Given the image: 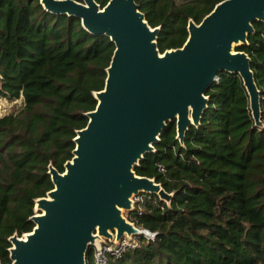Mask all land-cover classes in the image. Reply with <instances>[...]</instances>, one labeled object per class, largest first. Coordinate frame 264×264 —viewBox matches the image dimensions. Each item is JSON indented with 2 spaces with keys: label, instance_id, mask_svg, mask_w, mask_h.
Wrapping results in <instances>:
<instances>
[{
  "label": "trees",
  "instance_id": "trees-1",
  "mask_svg": "<svg viewBox=\"0 0 264 264\" xmlns=\"http://www.w3.org/2000/svg\"><path fill=\"white\" fill-rule=\"evenodd\" d=\"M219 1L134 0L147 24L159 27V52L181 46L187 20L198 23ZM252 28L234 49L249 58L263 127L253 124L239 76L218 72L182 143L166 122L153 151L133 166L171 194L167 204L138 194L124 212L154 235L134 236L137 247L105 264H264V22ZM112 50L107 36L88 33L74 16L47 12L38 0H0V97L21 100L16 113L0 116V264H10L7 238L31 230L33 200L52 188L47 164L61 172L70 159ZM92 252L85 264H94Z\"/></svg>",
  "mask_w": 264,
  "mask_h": 264
},
{
  "label": "water",
  "instance_id": "water-1",
  "mask_svg": "<svg viewBox=\"0 0 264 264\" xmlns=\"http://www.w3.org/2000/svg\"><path fill=\"white\" fill-rule=\"evenodd\" d=\"M53 14L78 18L93 35L113 43L102 89L93 91L94 108L75 130L71 157L58 172L50 163L52 188L33 200L30 231L8 238L10 264H85L89 247L121 237L148 236L124 212L133 198L153 193L166 204L170 193L133 166L166 122L174 123L181 144L186 129L197 126L204 91L220 71L241 79L254 126L260 120L259 91L249 58L234 47L246 43L254 20L264 22V0H221L198 23L187 20L181 46L159 52L158 26L150 27L134 0H38Z\"/></svg>",
  "mask_w": 264,
  "mask_h": 264
},
{
  "label": "built area",
  "instance_id": "built-area-1",
  "mask_svg": "<svg viewBox=\"0 0 264 264\" xmlns=\"http://www.w3.org/2000/svg\"><path fill=\"white\" fill-rule=\"evenodd\" d=\"M1 116V115H0ZM133 201H140V197L137 195L133 198ZM149 235L146 236L148 238H152L154 235L153 233H148ZM139 242L133 236L130 238L121 237L117 243L105 241L104 243H100L97 247L93 248L92 252V261L94 264H105L108 257H117L123 251L127 249H132L137 247Z\"/></svg>",
  "mask_w": 264,
  "mask_h": 264
},
{
  "label": "rangeland",
  "instance_id": "rangeland-1",
  "mask_svg": "<svg viewBox=\"0 0 264 264\" xmlns=\"http://www.w3.org/2000/svg\"><path fill=\"white\" fill-rule=\"evenodd\" d=\"M176 3L182 0H174ZM21 107V100H6L0 97V115L7 114V113H16L18 109Z\"/></svg>",
  "mask_w": 264,
  "mask_h": 264
}]
</instances>
